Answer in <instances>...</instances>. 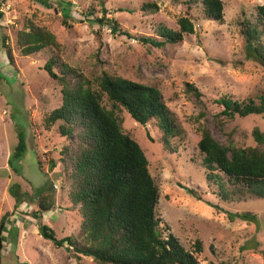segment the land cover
I'll use <instances>...</instances> for the list:
<instances>
[{
  "label": "rangeland",
  "instance_id": "rangeland-1",
  "mask_svg": "<svg viewBox=\"0 0 264 264\" xmlns=\"http://www.w3.org/2000/svg\"><path fill=\"white\" fill-rule=\"evenodd\" d=\"M184 1L0 0V219L10 214L0 264H96L66 243L58 248L42 238L29 215L38 210V197H46L52 208L42 213L41 223L58 240L72 237L83 243L80 216L67 202L69 159L62 150L69 143L58 134V123L49 129L43 123L61 104L59 83L43 70L55 51L20 54L16 32L27 20L52 33L61 62L77 68L93 85L107 72L160 90L178 129L167 145L154 121L142 127L126 112L120 116L123 133L141 147L158 186L155 212L162 236L172 234L198 264H264V199L240 193V187L216 171L218 179L208 183L197 149L203 127L221 145L231 141L236 148L264 151L251 136L254 128L264 132L263 116L229 120L219 115L222 108L216 104L224 96L256 102L264 94V68L248 59L238 25L243 19L256 24L255 10L264 0H220L223 24L206 20L200 5L187 12ZM143 4H154L157 11L145 13ZM185 16L193 19L194 34L183 36L180 43L158 49L137 41L156 38L160 26L175 31L177 20ZM102 17L115 21L131 38L100 24ZM2 37L15 58L14 67L7 62ZM186 84L200 92V103L185 92ZM16 131L24 137L26 151L12 171L7 160L17 144ZM218 183L234 192L232 201L220 197ZM13 184L24 195L17 210L9 193ZM229 213L251 214L255 221H230ZM196 241L202 246L198 254Z\"/></svg>",
  "mask_w": 264,
  "mask_h": 264
},
{
  "label": "trees",
  "instance_id": "trees-1",
  "mask_svg": "<svg viewBox=\"0 0 264 264\" xmlns=\"http://www.w3.org/2000/svg\"><path fill=\"white\" fill-rule=\"evenodd\" d=\"M186 11L200 5L206 20L223 24V3L220 0H185ZM145 13L157 11L154 4H143ZM104 12V10H103ZM87 15V14H85ZM253 24L247 19L239 22V33L244 41L248 59L264 68V3L256 7ZM107 24L113 33L131 38L118 30L115 21L98 20ZM104 21V22H103ZM173 31L158 27L156 38L138 37L137 41L153 48L177 44L183 36L194 34V23L190 16L177 20ZM1 38V47L9 66L14 67V56ZM16 43L20 54L33 56L44 50L55 51L43 66V70L60 85L61 104L44 118V127L49 129L58 123V134L68 141L62 155L68 156L66 177L69 183L67 202L69 210L80 216L83 243L72 237L56 239L54 232L41 223V215L51 210L52 205L44 196L38 197V210L29 215L36 221L39 235L61 248L66 243L78 255L91 258L96 264H198L193 253L186 251L172 235L162 236L160 220L156 216L159 199L158 186L148 171V161L136 141L123 133L120 114L126 112L139 126L154 121L162 133L163 142L177 137L178 129L173 114L169 111L160 90L102 72L96 84L84 77L77 69L58 58L60 46L54 35L44 27L27 20L16 32ZM185 92L200 103L201 94L192 85H185ZM221 106V117L226 119L246 118L252 115L264 117V94L246 101H237L224 96L216 100ZM197 149L202 165L207 171V182L218 179V172L234 185L240 193L264 199V151L258 148H236L231 141L221 145L201 127ZM258 146H264V132L254 128L251 133ZM17 144L11 151L7 165H14L26 151L21 133L16 131ZM73 138L74 144H70ZM218 194L224 201H232L233 191L218 183ZM190 192V191H189ZM9 193L14 198V210L23 203L24 195L19 185L13 184ZM192 195L193 192H190ZM209 207L215 208L212 204ZM4 215L0 219V255L2 234L6 227ZM230 221L236 219L254 222L251 214H227ZM195 252L201 253V243L194 244Z\"/></svg>",
  "mask_w": 264,
  "mask_h": 264
}]
</instances>
